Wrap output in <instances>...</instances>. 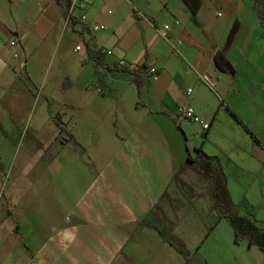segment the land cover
Returning a JSON list of instances; mask_svg holds the SVG:
<instances>
[{"label": "crops", "instance_id": "0c3cea01", "mask_svg": "<svg viewBox=\"0 0 264 264\" xmlns=\"http://www.w3.org/2000/svg\"><path fill=\"white\" fill-rule=\"evenodd\" d=\"M81 1L89 23L105 26L90 31L92 45L132 72L96 74L89 26L67 27L56 0H0V264H224L192 243L225 218L187 156L201 146L212 155L235 206L264 228L255 218L264 211L263 8L203 0L193 15L182 0ZM221 52L234 75L218 70ZM186 104L208 131L179 118ZM55 115L82 146L61 141ZM222 116L243 144L221 133ZM218 135L224 143L208 152ZM185 167L198 168L203 186L180 178ZM236 244L257 264L255 246Z\"/></svg>", "mask_w": 264, "mask_h": 264}, {"label": "trees", "instance_id": "16d2710c", "mask_svg": "<svg viewBox=\"0 0 264 264\" xmlns=\"http://www.w3.org/2000/svg\"><path fill=\"white\" fill-rule=\"evenodd\" d=\"M57 3L64 8V12L67 13L70 9V0H56ZM185 6L190 10L193 15H197L201 9L203 0H182ZM256 3L263 9L259 12V18L264 26V0H256ZM77 22L76 17H71L70 25L74 29ZM238 31V24H236L231 32L229 41H233L235 34ZM85 39V48L88 54L87 62L91 63L96 74L104 69L108 72H132V69L119 64L111 63L107 60V51L102 48L93 46L90 37V29L85 28L82 32ZM215 62L218 70L225 74H235V69L231 62L226 58L223 52L219 53L215 57ZM27 81L31 86H35L31 78L27 76ZM100 82L103 83V78L100 76ZM54 121L59 127L61 134V141L66 142L69 140L75 141L81 145L80 142L67 130L66 125L63 123L61 116L55 115ZM65 134V136L63 135ZM67 136V137H66ZM82 146V145H81ZM197 157L192 159L190 154L187 156V161L198 164L203 175L212 181L214 184V197L219 211L224 215L233 228L236 241H247L251 246L259 248L264 253V228L261 227L258 222L252 217L242 215L241 211L235 206L232 201L228 185L227 176L224 171L215 164L213 156L208 155L203 147L196 149Z\"/></svg>", "mask_w": 264, "mask_h": 264}, {"label": "rangeland", "instance_id": "374dc122", "mask_svg": "<svg viewBox=\"0 0 264 264\" xmlns=\"http://www.w3.org/2000/svg\"><path fill=\"white\" fill-rule=\"evenodd\" d=\"M228 119H229L228 116L227 119L223 118L222 116L220 120L221 124H219L222 130L221 133L222 134L226 133L227 134L226 136L231 137L232 139L238 141L240 144H243V142L245 141L246 134L241 133L240 130L234 125V122H230L231 120ZM221 142L223 144L224 140L219 135L215 138H212V141L207 146L208 152L212 153L215 152L217 149H219L220 146H222ZM255 169H258L259 171L260 168L257 166ZM250 172L251 173L249 174L252 175L254 174V171L251 170ZM262 175L264 176V169L262 171L261 176ZM200 176L201 175L198 173V168L192 170L190 168L185 167L183 168L180 174V178L186 181H190L195 188L203 186L200 184L201 183V181L199 180ZM253 202L257 203L258 200ZM243 210L246 211L244 207ZM259 212H260L259 215H257V217L255 216V218L259 222H261V225H263L262 221H264V211H259ZM241 214L244 215L243 213ZM221 220L222 221L219 224V226L212 231L208 230L202 233L195 232L194 234L197 235L200 234V235L197 236L192 243H207L204 248V253L208 255L220 256L225 260L224 264H229L228 261H230V259H236V258L242 259L243 264H245V262L250 264V261H252L251 253H248L243 246H238L236 244V243H242L243 241L241 242L236 241L233 228L231 227L229 221L227 219H221ZM217 243L220 245V247ZM253 251L255 252L254 256L257 264H264V253L261 250H259V248L257 247H255ZM235 264H240V261L238 260Z\"/></svg>", "mask_w": 264, "mask_h": 264}, {"label": "built area", "instance_id": "2783aa9c", "mask_svg": "<svg viewBox=\"0 0 264 264\" xmlns=\"http://www.w3.org/2000/svg\"><path fill=\"white\" fill-rule=\"evenodd\" d=\"M86 10H87V5L86 3H84L81 0H72L70 9L67 13H65V21H66V25L67 27L70 26V21H71V17H76L78 18L82 23L86 24L89 26L90 31L92 33H96L100 30L105 29L104 25H98V24H90L89 23V19L87 17L86 14ZM171 26L170 25H164L161 29L162 35L164 37H167V33L170 31ZM19 44L18 39H15L11 42V45L14 47H17ZM82 50V47H77V51ZM108 54V51H107ZM120 66H124L126 67L127 64L125 61H121L119 63ZM149 74L150 77L153 80H158L159 79V72L158 70L151 66L149 67ZM200 80L204 83L209 85L211 88H214V84L213 82L207 77V76H201ZM193 92L192 89H189L188 93L191 94ZM178 116L180 119L182 120H188L193 124L199 125L202 129V131H208L210 128V123L208 121H205L204 119H202L197 113L195 108L190 105V104H186L183 105L181 107H179L178 109Z\"/></svg>", "mask_w": 264, "mask_h": 264}]
</instances>
